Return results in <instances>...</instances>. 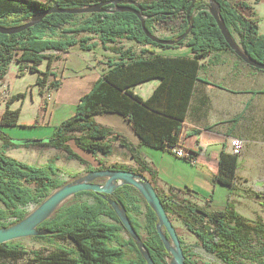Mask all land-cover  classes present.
Segmentation results:
<instances>
[{
  "label": "trees",
  "instance_id": "trees-1",
  "mask_svg": "<svg viewBox=\"0 0 264 264\" xmlns=\"http://www.w3.org/2000/svg\"><path fill=\"white\" fill-rule=\"evenodd\" d=\"M103 1L106 0H0V26L22 25L35 13L55 4L61 8H78ZM132 1L138 4L144 17V26L149 32L154 34L155 25L170 29L178 26L180 30L176 35L163 37L173 40L191 25L190 33L172 45L152 41L145 34L141 20L135 13L119 9L135 7L126 2L104 5L103 10L88 13L78 23L74 21L76 14L56 12L44 16L39 23L23 31L0 33V85L8 65L14 61L23 71L36 73L35 83L41 88V95L44 86L56 88L59 85L56 74L50 71L52 62L59 56L53 55L51 51L69 53L70 48L77 45L84 51L101 46L113 52V55L107 56L109 68L80 97L74 114L54 127L47 142L26 146L54 148L65 152L69 160L86 165L87 161L75 147L92 156L99 153L109 155L113 142L118 140L121 146L131 152L137 168L118 163H101L97 169L135 170L152 176V167L140 156L137 147L124 136L94 121V116L103 113H117L128 120L143 145L157 149L181 146L179 140L183 120L200 67L198 59L212 50L230 47L209 12L207 0H195L189 13L187 9L191 0ZM215 1L219 6L220 19L231 34L232 30L238 34L239 44L246 54L252 60L264 63V34L258 30L252 8L240 0ZM79 33L84 35L76 37ZM121 39L132 40L142 47L135 50L118 45ZM177 45L189 46L192 55H170L161 51ZM43 62H46L44 71L39 69ZM52 75L54 77L49 80L48 77ZM153 78H159V84L147 99H142L133 87ZM24 96V93L13 94L6 102L0 114V127L17 125L21 108H11L10 104ZM0 141V201L14 218L2 222L6 218V211L0 208V227H3L24 218L26 215L22 207L41 203L51 189L63 183L52 177L58 170L54 160L50 159L46 166H37L7 155L3 147L18 145L10 143L9 136L1 128ZM236 168L237 155L222 151L215 180L234 187ZM25 184H32L34 189ZM154 188L166 213L178 218L205 250L216 254L227 264H244V259L261 262L264 258V246L259 249L254 246L256 241L264 240V222L261 219L251 220L231 206L211 209L206 204L198 205L175 193H161ZM134 189L130 185L120 186L111 197L124 205L132 227L144 242L154 263L169 264V254L156 229L157 216L146 203L143 225L146 235L141 233V223L134 215L140 212L137 198L132 194ZM184 192L189 194L188 190ZM82 194L91 196L93 201L61 205L39 226L51 233L36 236L68 239L74 247L57 244L46 253L33 251L34 256L28 264H147L110 205L92 191H82L76 195ZM101 216H107L115 222L102 221ZM183 252L185 264H197L190 254ZM26 254L28 251L17 242L0 243V264H9L7 259L16 260Z\"/></svg>",
  "mask_w": 264,
  "mask_h": 264
},
{
  "label": "crops",
  "instance_id": "crops-1",
  "mask_svg": "<svg viewBox=\"0 0 264 264\" xmlns=\"http://www.w3.org/2000/svg\"><path fill=\"white\" fill-rule=\"evenodd\" d=\"M240 1L246 2L252 8L257 22L260 21L257 9L264 7V0ZM161 29L166 31L163 37L174 36L180 30L178 26L170 29L155 25L154 35ZM180 47L182 49L177 52L170 49L161 51L170 55H192L189 46ZM73 48L77 49L74 53ZM61 54L50 68L56 74L59 85L50 88L47 94L44 114L48 117L58 106L73 109L70 116L73 115L80 97L109 68L107 56L113 55V52L101 46L84 51L74 45L69 53ZM198 62L200 67L179 140L181 146L197 158V163L192 164L185 158L177 157L167 148L157 149L141 144L129 121L117 113L96 115L94 121L124 136L137 147L140 156L154 171L152 176L146 172L143 175L161 193H175L198 205L206 204L211 209L231 206L251 220L261 219L264 222V70L247 64L231 49L212 50L200 57ZM39 69L44 71L46 63L44 68ZM4 78L1 87H6ZM159 82V78H153L137 84L133 90L142 99H147ZM231 138L244 141L241 153L237 155L235 186L232 188L215 180L221 152L231 153ZM147 148L158 151H149ZM75 150L89 166L93 165L91 159H95L99 166L101 163H118L137 168L131 152L121 146L118 140L113 142L109 155L99 153L92 156L76 147ZM187 190L189 194L184 192Z\"/></svg>",
  "mask_w": 264,
  "mask_h": 264
},
{
  "label": "rangeland",
  "instance_id": "rangeland-1",
  "mask_svg": "<svg viewBox=\"0 0 264 264\" xmlns=\"http://www.w3.org/2000/svg\"><path fill=\"white\" fill-rule=\"evenodd\" d=\"M257 9V8H256ZM258 16L260 17V21H258V30L260 33L264 34V7L257 9ZM75 22H81L88 13H79L76 14ZM258 17V18H259ZM179 19L176 20L178 22ZM68 26V25H66ZM61 29L58 31V34H61ZM174 31V30H172ZM166 31L163 29L157 32V37L162 38ZM84 33H79L76 37L83 36ZM94 35V34H93ZM232 35L234 39L239 44V36L238 34L232 30ZM96 36H94V39ZM96 40V39H95ZM118 45H123L124 47H132L135 50L140 48V44L127 39H121ZM240 45V44H239ZM185 45H177L172 46L170 48L171 51L177 52L181 50ZM190 49V47H189ZM77 49L72 50V53L76 52ZM190 51V50H189ZM93 53V52H90ZM53 55H58L61 57L63 54L61 52L55 51ZM60 61H58L59 63ZM46 63V62H45ZM45 63L43 62L39 67L44 68ZM53 64V62H52ZM55 64V63H54ZM23 69L19 67L16 62H11L6 71V75L4 78V84L6 87L0 86V114L3 112L6 102L12 96L11 94L24 93L25 96L22 98L15 99L11 104V108H21L20 116L17 125L15 126H5L0 127L2 131H4L9 139H41V138H49L47 134H50L54 127L68 118L73 112V109H69L64 106H58L52 111V115L48 117V115L44 114V108L47 105V94L49 92V87L45 86L42 88L43 95L40 94V87L35 83L36 82V73L25 72L23 73ZM87 71H85L86 74ZM49 80L52 79L51 76L48 77ZM84 80V79H83ZM140 90V89H138ZM115 114V113H113ZM1 148V141H0ZM149 151H158L153 148H147ZM2 150L9 156L14 157L20 161L37 165V166H46L50 159L54 160L55 165L58 167L57 173L52 175V177L59 179L62 183L69 182L75 179L78 176L85 174L87 171L92 169H97L99 167V163L97 160L91 159L93 165H84L83 167L77 160H69L66 156L65 152L56 150L54 148H44L37 145H10L9 147H3ZM110 158H104V160ZM112 163H103V165H111ZM135 171V170H132ZM137 172V171H135ZM105 179H99L97 182L103 183ZM26 186L34 189V186L31 184H25ZM55 189H51L49 194ZM132 194L136 196L137 202L140 205V212L134 213L137 219L141 223V233L142 235H146V232L143 228L145 222V213H146V205L143 197L140 193L134 189L132 190ZM88 201L92 202L93 198L89 195H74L67 199L64 204L72 203V202H83ZM38 204L31 203L27 206L22 207V211L25 215L29 214L33 211ZM0 208L6 211V218L2 220V222L12 221L14 218L11 216L10 211L6 208V206L0 201ZM169 218L173 225L176 228L177 234L182 241L183 251H186V254H190V257L197 263L202 264L204 262L210 264H227L216 254L205 250L199 242L196 240L195 236L191 234L184 224L175 216L169 215ZM100 220L115 222L113 219L107 216H101ZM125 233V232H124ZM21 244L27 251L28 254L24 255L22 258L16 260L7 259L9 264H28L30 260L33 258V251H38L41 253H46L54 249L57 244H62L68 247H74V244L68 239H60L55 237H24L17 240H13ZM109 244H115V242H110ZM255 249H259L264 246V240L256 241ZM244 264H264V258L260 261H251L244 259Z\"/></svg>",
  "mask_w": 264,
  "mask_h": 264
},
{
  "label": "water",
  "instance_id": "water-1",
  "mask_svg": "<svg viewBox=\"0 0 264 264\" xmlns=\"http://www.w3.org/2000/svg\"><path fill=\"white\" fill-rule=\"evenodd\" d=\"M207 1L209 4V12L215 19L221 31V34L223 35L225 41L228 43L230 49L233 50L236 55H238L247 64L257 69L264 70V63L252 60L246 54L243 48L237 43L233 35L229 32L225 24L222 22L219 16L218 3L215 0ZM119 2H126L135 6L134 8L126 6L119 9L128 10L135 13L140 18L143 30L147 37H149L152 41H156L157 43L168 45L176 44L177 42L185 38L192 29V26L189 25L187 30L182 35L173 40L157 37L145 28L143 22L144 17L142 16L141 10L138 8V4L135 1L106 0L103 2H98L78 8H61L59 7V5L55 4L48 9L35 13L34 15H32L28 22L22 25L13 27L0 26V33L11 34L28 29L29 27L39 23L44 16L50 13H94L103 10L102 6L104 5L117 4ZM194 2L195 0H191V3L187 9V13H189L192 9ZM9 141L10 143L15 145H28L47 142L48 138L23 140L9 139ZM99 179H105V181L103 183H99L97 182V180ZM123 185H130L134 187L143 197L145 203L156 214V229L163 242L166 252L169 254V264H185V255L180 238L177 234L175 226L169 218V215L166 213L154 186L143 175V173L127 169H92L69 182L63 183L54 191H52L41 203L37 205V207L33 211L27 214L24 218L9 226L0 227V243L17 240L24 237H36L50 234L51 231L39 226L45 220L49 219L56 212V210L61 205H63L64 202L70 197L82 191H92L101 196L110 205L121 225L124 227L128 235L134 240V243L145 262L147 264H155L144 242L132 227L124 205L111 197L113 191Z\"/></svg>",
  "mask_w": 264,
  "mask_h": 264
},
{
  "label": "built area",
  "instance_id": "built-area-1",
  "mask_svg": "<svg viewBox=\"0 0 264 264\" xmlns=\"http://www.w3.org/2000/svg\"><path fill=\"white\" fill-rule=\"evenodd\" d=\"M230 150L232 154L239 155L244 145V141L240 138H231L229 140ZM168 150L172 151L177 157H182L187 159L192 164L198 162L197 158L193 156L190 152H187L183 146L176 145L167 147Z\"/></svg>",
  "mask_w": 264,
  "mask_h": 264
},
{
  "label": "flooded vegetation",
  "instance_id": "flooded-vegetation-1",
  "mask_svg": "<svg viewBox=\"0 0 264 264\" xmlns=\"http://www.w3.org/2000/svg\"><path fill=\"white\" fill-rule=\"evenodd\" d=\"M102 169H106V168H102ZM111 169H113V168H111Z\"/></svg>",
  "mask_w": 264,
  "mask_h": 264
}]
</instances>
